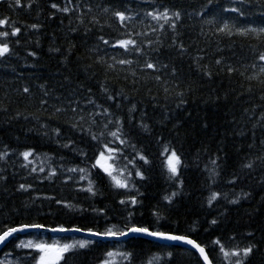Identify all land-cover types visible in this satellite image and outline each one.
<instances>
[{
	"label": "trees",
	"instance_id": "trees-1",
	"mask_svg": "<svg viewBox=\"0 0 264 264\" xmlns=\"http://www.w3.org/2000/svg\"><path fill=\"white\" fill-rule=\"evenodd\" d=\"M59 2L63 5V0ZM80 2L83 4V0ZM87 6L92 7V12L86 13L85 25H79L73 14L62 16L58 13L55 19L49 18V13L54 10L48 6V0H41L28 10L9 9L6 2L0 4V17H10L22 32L21 37L10 38L20 40L19 44H10L19 59L13 57L0 64V100L3 101V108L7 109L0 111V151L7 149L9 152L6 160L0 161V175L5 177L0 180V234L10 227L34 223L47 229L79 228L83 232H104L113 225L116 226L114 230L119 231L125 225H136L193 239L213 255L214 264H222V260L218 250L213 252L211 241L219 237L224 239L227 246H234L227 238L235 235L241 247L250 240L257 245L246 264H264V184L260 183L264 170L257 169L251 175L246 174L245 170V173H240L241 179L235 185L227 182L233 173L240 172L243 158L252 151L247 147L252 141L250 129L264 111L259 107L264 101L259 98L261 90L258 85L253 84L252 92L248 93L247 81L235 74L230 77L219 71V66L215 64V60L221 57L230 58L233 64L252 62L254 53L251 48L258 43L255 39L218 35L216 29L225 22L237 28L264 27V4H258L256 0H245L244 3L238 0H157L156 5L144 0H88ZM154 6H171L184 13L177 28L180 35L176 39L187 47V54L178 56L176 49L169 47L175 34L167 26L163 32H152L150 25L153 22L144 14ZM105 7L126 10L128 15L134 17L129 30L137 40L147 42L157 36L160 38L163 47L153 44V47L160 48L159 52L145 50L151 58L158 57L163 63L177 68V78L181 89L185 90L183 99L186 103L178 107L180 98L174 92L166 98L162 88L151 80L147 84L141 80L133 85L131 81L134 77L127 75L125 79L123 72L107 74L111 93L122 94L116 96L115 100L105 98L100 84L106 75L95 59L98 55H104L105 59L110 60L112 54L119 55L123 50L103 45L97 38L100 35L110 40L126 38L125 30L119 28L110 13L103 12ZM233 7L241 9V12L230 11ZM93 16L104 24L103 29L88 23ZM70 19L73 20L71 25ZM33 23L42 25L38 33L27 28ZM76 26H79V31H68ZM85 27H91L92 31L85 34ZM137 32H147L149 35L135 36ZM97 44L104 52L90 51ZM51 47H59L61 51L50 52ZM260 47L264 48V45ZM28 51L36 52V58L28 57ZM201 55L204 60L199 63L208 66L213 73L211 78L198 70L194 57ZM65 56L67 61L63 62ZM129 58L138 59L134 56ZM139 59L142 62V58ZM25 62L34 67L23 66ZM88 65L92 67L88 68ZM132 67L140 75L137 66L134 64ZM65 78H68L67 81ZM39 84H45L61 97H68L73 88L81 86L76 96L81 100V106L86 104L84 97L88 95L84 90L91 88V96L97 103L124 118L125 131L130 130L129 139L136 149L127 145L113 146L122 147L128 160L135 157L136 150H143L152 161L151 165L143 166L146 179L140 180L133 175L135 187L125 191L116 189L109 177L95 169L89 179L95 185L96 195L80 191V188L87 187L88 180L81 182L78 180L79 173L67 172L66 169L84 167L90 163L73 149H82L92 155L96 142L91 141L86 133L71 128V113L56 114L53 107H48L47 111L40 108ZM24 86L30 87L33 98L23 94ZM58 103L52 101L53 106ZM132 104H136V112L131 114L133 120L129 123L128 109ZM91 107L88 105V108ZM253 108L255 115L248 120L244 116V109ZM142 116L150 132L134 127ZM102 119L104 117H97V120ZM57 127L60 136L52 131ZM238 128H244L247 134L237 135ZM256 134L258 146L264 130L257 128ZM164 143H170L187 165L181 171V194L171 204L164 200V196L177 190V186L167 179L161 165L163 157L160 153ZM63 144L70 147H62ZM28 150L37 154L38 158L25 168L22 165L27 162L19 154ZM217 155L222 157L217 161L220 174L216 177V183L209 188L208 173L204 169L205 165L211 167L210 158ZM128 160L122 159L120 166L127 164L128 170L134 173L135 169ZM142 163L137 160V164ZM33 167L37 168V172L30 171ZM40 167H44L45 172H39ZM53 168L57 170V176L44 179ZM69 177L73 179L69 180ZM20 184L31 185V188L27 192L18 191ZM211 190L222 195L209 207L207 198ZM241 191L250 195L247 199H241L239 204H230L223 198V194H226L228 199H232ZM133 196L138 201L135 207L119 203L121 199ZM65 204L70 207H65ZM129 212L134 213L130 220ZM213 218L218 220L216 225L210 223ZM248 231L253 232L254 237L245 236ZM29 241L47 245L91 242L85 249L66 253L60 264H98L99 260L107 258V252L114 253L111 260L116 264H122L118 255L121 252L134 253V264H203L190 249L141 237L112 240L77 234L52 235L48 231H31L11 237L0 251V264H35L33 257H38L40 253L20 247Z\"/></svg>",
	"mask_w": 264,
	"mask_h": 264
},
{
	"label": "snow or ice",
	"instance_id": "snow-or-ice-1",
	"mask_svg": "<svg viewBox=\"0 0 264 264\" xmlns=\"http://www.w3.org/2000/svg\"><path fill=\"white\" fill-rule=\"evenodd\" d=\"M7 3L9 9H33L34 5H38L41 0H0V4ZM146 3H151L156 5L157 0H144ZM239 3H244L245 0H238ZM88 0H83V4L80 0H63V5L59 0H48V6L54 10L49 13V18L55 19L56 15L59 13L62 16H68L73 14L74 19L79 21V25H85L86 13L92 12V7L87 6ZM258 4H264V0H256ZM37 11L39 9H36ZM234 13H240L241 9L233 7L229 9ZM105 14L110 13L112 19L119 25V28L124 29L126 33V38L118 40L106 39L103 35L98 36V40L102 42L103 45H107L110 48H117L123 50L119 55L112 54L109 59H105L104 55H98L95 59V63L100 65L104 70L106 79L101 82L100 90L105 95L107 100H115L116 96L121 95L122 93H111L110 88L108 87L107 74H119L121 72L125 73V79L127 75H131L134 79L131 81L133 85L139 84L143 80L144 84H147L149 80L153 81L156 86L162 88L165 93L166 98L170 93H175L179 97L178 107L186 101L183 99L185 96V90L181 89V84L177 78V68L175 66H170L167 63H163L158 57L151 58L149 52L145 49H150L151 52H159V47H153V44H159L163 47V44L160 38L157 36L154 40H148L147 42L143 40H137L134 38L132 31L129 30L130 23L134 20V17L128 15L126 10H119L116 8L109 9L105 7L103 9ZM145 17L150 18L153 24L150 25L152 32H163L165 31V26L171 30L175 35L172 38V43L169 47L176 49V55L183 56L187 54L188 49L183 44L179 42L176 37L180 35L177 31L180 21L184 18V13L179 9L171 6L157 7L154 6L151 10L145 11ZM63 22V21H61ZM73 20H69L71 25ZM88 23L92 25H99L103 29L104 24L96 18L95 16L88 19ZM205 23L211 24L213 21H205ZM111 26V25H109ZM42 25L39 23H33L28 25L27 28L34 32H39ZM79 26L70 27L69 32L79 31ZM85 34L92 31L91 27H85ZM216 34L224 35L227 37L240 36L245 39H255L258 43L256 47L251 48L254 53L252 62L250 64H244L243 62L233 64L229 59H224L223 57L215 60V64L219 66V71L227 73L230 77L235 74L243 80L249 83V87L246 89V92H252V85H258L260 88V99L264 101V48H261L260 45H264V27L255 29V28H237L235 26H230L227 22L223 23L222 26L216 29ZM21 27L17 26V23L11 20L10 17H0V64L7 62L13 57L19 59L17 53L14 51L13 47L10 44H19L20 40H11V37H21ZM149 33H135V36H146ZM55 38H53V43ZM38 43V41H37ZM75 45H73L74 47ZM251 47V46H250ZM50 52H60L59 47H51ZM90 51H100L104 52V49L101 48L100 44L94 46ZM68 53H71V50H68ZM127 55H124V54ZM107 53H105L106 55ZM28 57L36 58L37 54L34 51L27 52ZM129 56L137 57L138 59H130ZM142 58V62L141 59ZM197 61L198 70L203 71L205 75L209 78L212 77L213 73L208 69L206 64H200L199 61L204 60V57L197 56L194 57ZM67 61V56H65L64 61ZM136 65L139 69L140 75L137 74V69L133 68V65ZM25 67H34L33 64L27 62L24 63ZM92 65H88V68H91ZM251 69V72H249ZM167 70V71H165ZM14 71V69H13ZM92 73H89L91 75ZM177 78V79H173ZM68 78H65L67 81ZM39 89V105L40 108L44 111H47L48 107H53V112L56 114L71 113L70 116V126L79 132H84L90 138L91 141H95L96 144L93 145L94 151L92 155H89L87 152H84L82 149H73L76 151L77 155H80L86 158V163L84 167H70L67 168V172L79 173L78 180L84 181L88 180L87 187L80 188V191L88 192L89 194L95 196L96 190L95 185L89 177L92 175V171L99 169L100 172H103L107 177H109L112 185L116 189H123L125 191H131L135 187L133 181V175L139 178L140 180L146 179L145 170L143 169L144 165H151L152 161L149 157L143 152V150H136V155L132 160H128V157L125 155L122 147H114L113 145L124 146L127 145L132 149H136L135 144L131 143L130 130L125 131V121L121 116H116L113 112L109 110L108 107L97 103L91 96V88H86L84 91L88 93L84 99H86V104L81 106V100L76 99L78 93H80L81 86H76L73 88L68 97L57 96L54 93V90L49 89L45 84L37 85ZM151 92V89H148ZM23 94H26L30 99L34 97L32 90L28 86H24L22 89ZM70 97V98H69ZM155 99V97H153ZM59 101L55 106L52 105V101ZM3 101L0 100V111H7L6 108H3ZM88 105H91V108H88ZM119 107V105H117ZM259 107L264 108V104ZM251 111V115L249 112ZM129 115L127 117L129 123L133 120L132 113L136 112V104H132L128 109ZM255 115V109L252 110L244 109V116H247L248 120L252 119V116ZM104 117L102 120H97V117ZM243 119V117L241 118ZM207 125H205L206 127ZM43 127H49L48 125H43ZM134 127H138L143 132H150L148 123L143 119V116L138 121ZM264 130V111H261L255 122L252 124L250 131L252 132V141L247 145L248 149L252 150L250 153L243 158L242 163L240 164V172L233 173L232 177L227 181L229 184L235 185L239 179H241L240 173H245L247 170L248 175H251L252 172L257 169L264 170V135L259 139V145L257 146V134L256 129ZM95 129V130H94ZM53 133L56 136H60V129L57 127L52 129ZM237 135L244 136L246 131L244 128H238ZM110 138V139H109ZM62 147H70L69 144H63ZM206 151V150H205ZM9 152L7 149L0 151V161H5L8 157ZM27 163L23 164L22 167L27 168L29 164H33L35 159L38 158V155L33 151L28 150L20 153ZM160 155L163 157L161 161L162 167L167 173V179L172 181L176 186L177 190L172 191L170 194L164 196V200L169 204L173 202L175 197L181 194L180 189L183 188V179L181 177V171L183 168L187 167L185 160L182 159L181 155L178 154L177 150L171 146L170 143H164L162 145V152ZM32 158V159H30ZM128 160V163L132 165V168L135 169L134 173L128 170L127 164L124 167L120 166L121 160ZM219 159H222L220 156H215L210 158V165H205V171L208 173L207 179L210 181L209 188L212 184L216 183V177L219 176L220 165L217 163ZM138 161H142V164H137ZM31 172H37V168L33 167L30 169ZM39 172H45L44 167L39 168ZM57 176L56 169H50L44 179H50L51 177ZM5 179L4 176L0 175V180ZM69 180L73 177H69ZM261 184H264V178L260 180ZM31 185L20 184L18 191H29ZM234 191V190H233ZM221 193H218L215 190L210 191V195L207 198V204L209 207H212L213 204L221 198ZM250 193H245L241 191L237 193L234 198L228 199L226 194H223V198L227 200L230 204H239L241 199H247ZM60 203L59 201H57ZM122 205H127L132 208L135 207L138 203L136 197H129L126 199H121L119 201ZM65 207H70V205L65 204ZM156 214V213H154ZM134 213H128V219L130 220ZM210 223L216 225L218 220L213 218ZM45 226L41 224H30L23 225L19 228L10 227L2 231L0 234V244L4 243L9 237L14 233L24 231L25 229H43ZM115 225L108 227L104 232L89 231L91 236L99 237H123L131 234H143L151 237H155L162 240L168 241H181L185 244L191 245L195 248L199 254L200 258L203 260V264H214L213 255H211L204 246H201L199 243L190 239L186 236L166 234L164 232H157L149 230L147 227L141 226H128L125 225L122 230H114ZM49 231L54 232H80L82 231L79 228H51ZM247 237H254V233L248 231L244 234ZM229 241L233 242L234 246H227L224 239L215 238L211 241V244L214 246L213 252L218 250L222 264H246L247 258L253 253V250L257 245L253 241H248L247 244L243 247L236 242V236L231 235L227 238ZM91 243L90 241H78L73 244H64L63 246H53L47 244H33L29 241L27 244H22L20 247L31 248L34 251L40 253L38 257H33L35 264H60V261L65 258V254L76 250V249H85ZM55 252L54 258L50 256V253ZM113 252H107V258H102L98 261V264H116L115 261L111 260L113 257ZM121 258L122 264H134V253L131 252H121L118 254Z\"/></svg>",
	"mask_w": 264,
	"mask_h": 264
},
{
	"label": "water",
	"instance_id": "water-1",
	"mask_svg": "<svg viewBox=\"0 0 264 264\" xmlns=\"http://www.w3.org/2000/svg\"><path fill=\"white\" fill-rule=\"evenodd\" d=\"M17 228H19V227H17ZM31 231H48L52 235L77 234V235H81V236L88 237V238L112 239V240H123V239L129 238V237H141V238L148 239V240L160 243V244L174 245V246H180V247H183V248L190 249V250L194 251L200 257L199 252L195 248H193L191 245L185 244V243H183L181 241L162 240V239H158V238L147 236V235H143V234H131L130 233L128 236H123V237H99V236H91V235L88 234L89 232H83V231H80V232H71V231H69V232H54V231H49L47 228H43V229L28 228V229H25L24 231H20V232L14 233L11 237H13L14 235H17V234H24V233L31 232ZM11 237H9L4 243L0 244V251L5 246V244L8 242V240ZM202 262H203V260H202Z\"/></svg>",
	"mask_w": 264,
	"mask_h": 264
},
{
	"label": "rangeland",
	"instance_id": "rangeland-1",
	"mask_svg": "<svg viewBox=\"0 0 264 264\" xmlns=\"http://www.w3.org/2000/svg\"><path fill=\"white\" fill-rule=\"evenodd\" d=\"M53 246H63V245H53ZM50 256L54 258V256H55V252L50 253Z\"/></svg>",
	"mask_w": 264,
	"mask_h": 264
}]
</instances>
